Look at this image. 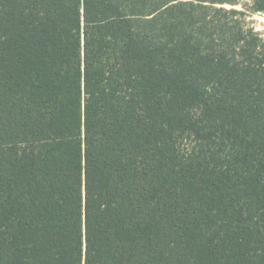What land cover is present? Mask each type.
I'll list each match as a JSON object with an SVG mask.
<instances>
[{"label": "trees", "instance_id": "obj_1", "mask_svg": "<svg viewBox=\"0 0 264 264\" xmlns=\"http://www.w3.org/2000/svg\"><path fill=\"white\" fill-rule=\"evenodd\" d=\"M249 1L0 0V264H264Z\"/></svg>", "mask_w": 264, "mask_h": 264}, {"label": "rangeland", "instance_id": "obj_2", "mask_svg": "<svg viewBox=\"0 0 264 264\" xmlns=\"http://www.w3.org/2000/svg\"><path fill=\"white\" fill-rule=\"evenodd\" d=\"M245 3H250L249 0H244ZM229 9L231 7H228ZM237 9L241 10L242 7H236ZM244 23L255 29L256 32H258L262 38H264V12H256V13H248L244 17Z\"/></svg>", "mask_w": 264, "mask_h": 264}]
</instances>
